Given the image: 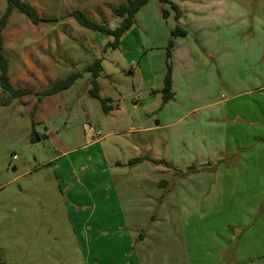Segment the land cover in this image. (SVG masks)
Wrapping results in <instances>:
<instances>
[{"label": "rangeland", "instance_id": "1", "mask_svg": "<svg viewBox=\"0 0 264 264\" xmlns=\"http://www.w3.org/2000/svg\"><path fill=\"white\" fill-rule=\"evenodd\" d=\"M21 1L45 21L33 25L14 10L2 32L9 83L24 93L0 87V264H264V202L252 209L263 185L262 145L239 143L240 132L256 128L237 123L216 149L222 162L181 169L179 150L195 139L176 126L197 105L189 97L196 54L211 56L223 40L243 43L252 18L264 22V0H168L178 19L149 0L115 49L112 37L70 14L113 30L122 19L111 9L127 0ZM187 6L202 8L200 31L175 36L186 29L179 19ZM6 7L0 0V17ZM96 60L108 114L89 94L85 68ZM168 70L175 87L164 103ZM76 73L70 88L46 93ZM137 158L144 160L129 165ZM234 162L246 166L221 183L196 177ZM224 183L232 190L216 188Z\"/></svg>", "mask_w": 264, "mask_h": 264}, {"label": "crops", "instance_id": "2", "mask_svg": "<svg viewBox=\"0 0 264 264\" xmlns=\"http://www.w3.org/2000/svg\"><path fill=\"white\" fill-rule=\"evenodd\" d=\"M201 10L202 8L198 6L186 7L185 14H182L179 19L180 25L186 27L185 30L182 29L185 32L184 37L190 34L196 35L200 31V27H194V25L198 23L196 16ZM245 32L247 34L243 43L236 39L233 44L225 43L223 40L219 49L216 44L213 45L211 56L208 57L199 52L194 58L195 72L191 75V79L196 81L195 90L191 89L189 97L197 105L189 108L184 115L182 114L176 126L179 124L182 127L186 126L180 130L185 134L188 133L191 139H195V144L179 150L178 160L181 169L187 168L189 163L194 162L197 166L204 163L207 168L211 161L222 162L219 156L221 146L227 142V136L232 134V130L240 128L237 123L243 124L245 129L256 128L254 131L240 132L239 143L262 145L260 153L261 161L264 163V22L255 15ZM233 35L235 37V34ZM4 42L3 37V44ZM237 48L242 50L238 53ZM171 86L174 89L175 84L172 80ZM183 119L188 121L184 123ZM157 125L160 124L157 123ZM172 125L165 124L163 127ZM260 128L263 130L261 131ZM239 143L236 144L241 145ZM170 149L169 157L175 162L174 154L177 153L172 147ZM253 150L248 153L252 154ZM231 151L232 149L228 152L231 153ZM250 157L252 158L251 155L247 158L251 159ZM218 166L213 170L214 173L209 170L206 174H202L203 168L198 167L201 174H197L196 177L211 179L212 183L215 181L221 183L225 175L235 174L246 165L241 166L234 162L227 167L223 163ZM190 180L195 179L190 178ZM202 185L198 183L199 187ZM184 186L185 184H182L180 187L184 188ZM227 186L224 183V185H217L216 188L223 189L222 191L232 190L233 185ZM262 202H264V177L263 185L252 209L254 210L259 204L261 207ZM262 219L258 223L259 226L264 225ZM254 238L258 239V236ZM256 245L255 249L258 248V243Z\"/></svg>", "mask_w": 264, "mask_h": 264}, {"label": "trees", "instance_id": "3", "mask_svg": "<svg viewBox=\"0 0 264 264\" xmlns=\"http://www.w3.org/2000/svg\"><path fill=\"white\" fill-rule=\"evenodd\" d=\"M149 0H127L125 3L120 4L116 8H112L111 12L122 19L121 24L116 29H109L105 23L98 24L89 20L82 12L74 11L70 14L79 26L90 30L92 32L100 33L104 36L112 37L113 42L109 43L111 49H115L120 41V39L131 29L133 26V20L135 13L142 8L144 5L147 4ZM160 3L168 4L172 10L175 12V18H179V10L178 8L173 5L168 0H159ZM7 7L5 12L0 17V87L5 90L9 91L13 94H22L24 91L14 90L11 84L9 83L8 79V62L4 56L3 51V36L2 32L7 25L8 18L11 16L12 12L16 10L20 14L24 15L27 20H29L33 25H38L40 22L45 21L41 19L36 11V9L27 2H23L21 0H6ZM163 18L168 17V13L166 11L162 12ZM175 36H185V32L181 29L176 28L173 32ZM101 71V62L100 60L94 61V63L85 68V72H90L92 74V79L90 81L91 90L89 92L90 96L99 101L102 110L104 113L108 114L112 111V107L108 105V100L101 98L99 95L98 87H97V78ZM81 77L80 73L72 74L67 77L65 80L55 83L51 88H49L46 93H56L66 90L72 86V84ZM163 94V102L166 103L173 99V92L171 86V75L170 70L166 72V75L163 79V88L161 90ZM144 159L137 158L131 160L129 165H134L136 163L142 162Z\"/></svg>", "mask_w": 264, "mask_h": 264}]
</instances>
